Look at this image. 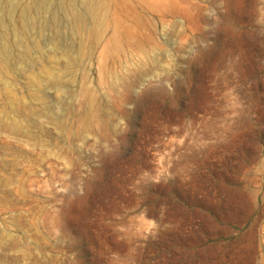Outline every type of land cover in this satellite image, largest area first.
<instances>
[{"label":"rangeland","instance_id":"rangeland-1","mask_svg":"<svg viewBox=\"0 0 264 264\" xmlns=\"http://www.w3.org/2000/svg\"><path fill=\"white\" fill-rule=\"evenodd\" d=\"M30 1L0 0V264H264V0Z\"/></svg>","mask_w":264,"mask_h":264},{"label":"bare ground","instance_id":"bare-ground-1","mask_svg":"<svg viewBox=\"0 0 264 264\" xmlns=\"http://www.w3.org/2000/svg\"><path fill=\"white\" fill-rule=\"evenodd\" d=\"M56 0H31L29 3L22 5L19 21L26 18L28 25L40 29L45 26H55L59 21ZM23 22V21H22ZM46 24V25H45Z\"/></svg>","mask_w":264,"mask_h":264}]
</instances>
